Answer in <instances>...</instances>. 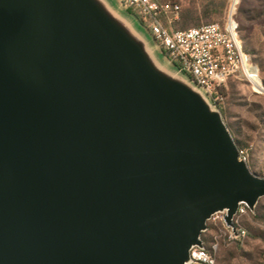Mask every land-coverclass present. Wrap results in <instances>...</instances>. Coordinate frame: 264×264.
Masks as SVG:
<instances>
[{"label":"water","instance_id":"1","mask_svg":"<svg viewBox=\"0 0 264 264\" xmlns=\"http://www.w3.org/2000/svg\"><path fill=\"white\" fill-rule=\"evenodd\" d=\"M113 0H0V264H192L264 178ZM162 54V53H161Z\"/></svg>","mask_w":264,"mask_h":264},{"label":"built area","instance_id":"2","mask_svg":"<svg viewBox=\"0 0 264 264\" xmlns=\"http://www.w3.org/2000/svg\"><path fill=\"white\" fill-rule=\"evenodd\" d=\"M240 0H231L225 22L177 31L173 23L180 18L182 6L172 0H117L124 9L137 11L148 24L162 55L188 75L217 105L220 91L232 80H243L254 87L260 79L259 69L246 52L237 19ZM239 159L249 165L246 150L239 149ZM242 205L233 219L235 230L226 223L224 214H217L209 224L215 229L211 250L195 248L192 264H217L221 242L235 243L247 236L244 220L249 214ZM208 232V231H207ZM206 232V233H207Z\"/></svg>","mask_w":264,"mask_h":264},{"label":"rangeland","instance_id":"3","mask_svg":"<svg viewBox=\"0 0 264 264\" xmlns=\"http://www.w3.org/2000/svg\"><path fill=\"white\" fill-rule=\"evenodd\" d=\"M113 1L118 5L116 0ZM181 1L185 7L187 0ZM240 1L237 19L241 37L254 65L259 69L260 79L257 87L243 80L231 81L224 89L225 96L220 102L224 120L233 131L234 140L239 141L243 145L241 148L249 154L250 170L264 178V0ZM131 17L141 32L156 44L147 27L136 16ZM160 58H164L161 53ZM257 210L264 215V198L254 213ZM244 226L246 238L229 244L221 242L217 264H264V222L249 212ZM215 232L207 233V238H214Z\"/></svg>","mask_w":264,"mask_h":264},{"label":"trees","instance_id":"4","mask_svg":"<svg viewBox=\"0 0 264 264\" xmlns=\"http://www.w3.org/2000/svg\"><path fill=\"white\" fill-rule=\"evenodd\" d=\"M172 1L175 3H179L182 6L179 20L173 23V28L177 31H184L191 28L201 27L203 26L202 23L204 22H206L207 24H212V22L216 23L215 21H221L218 23L223 24L230 7V0H187L185 7L181 0ZM126 11L130 15L136 16L138 20L148 29V24L144 21L143 17L137 11L132 8H128ZM244 48L246 52L249 53L247 47L244 46ZM224 89L225 88L220 91V95L222 98L223 96H225ZM217 105L221 109L222 114H224L223 108L221 107V102L217 103ZM229 129L233 134V131L230 127ZM235 142L238 146V149H242L241 147L243 145L237 140H235ZM249 212L250 214L254 215V218L264 222V215L261 214L259 210H257L256 213H251V211ZM208 225L209 229L207 233L214 232L215 229L212 227V225ZM207 233L203 234V240L205 249L207 251H210L213 238H207ZM255 235L260 236L257 232H255Z\"/></svg>","mask_w":264,"mask_h":264}]
</instances>
